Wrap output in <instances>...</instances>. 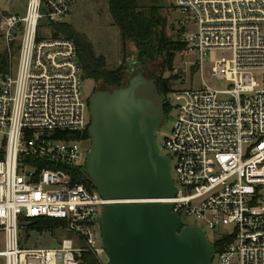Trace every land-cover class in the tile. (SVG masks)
Returning a JSON list of instances; mask_svg holds the SVG:
<instances>
[{"label": "built area", "instance_id": "built-area-1", "mask_svg": "<svg viewBox=\"0 0 264 264\" xmlns=\"http://www.w3.org/2000/svg\"><path fill=\"white\" fill-rule=\"evenodd\" d=\"M77 1L28 0L23 13L0 17L10 58L0 70V264H82L86 250L109 264L97 219L108 203L136 201L107 199L76 179L88 177L90 104L77 43L55 36L53 23L67 21ZM174 7L183 14L178 40L199 56L196 73L203 77L209 51L222 50L211 75L225 84L172 86L177 117L164 145L178 191L167 201L183 224L202 227L188 216L219 229L212 264H264V0ZM40 216L63 219L70 236L24 246L26 220Z\"/></svg>", "mask_w": 264, "mask_h": 264}, {"label": "water", "instance_id": "water-1", "mask_svg": "<svg viewBox=\"0 0 264 264\" xmlns=\"http://www.w3.org/2000/svg\"><path fill=\"white\" fill-rule=\"evenodd\" d=\"M158 77L137 71L127 85L89 96L91 146L85 171L107 199L102 243L109 264H212L216 245L196 224H183L167 201L178 187L171 157L156 139L167 121Z\"/></svg>", "mask_w": 264, "mask_h": 264}, {"label": "rangeland", "instance_id": "rangeland-1", "mask_svg": "<svg viewBox=\"0 0 264 264\" xmlns=\"http://www.w3.org/2000/svg\"><path fill=\"white\" fill-rule=\"evenodd\" d=\"M28 0H0V17L6 12H23L25 11ZM143 9H148L152 5L160 7V10L164 17L167 19L166 33L168 37L173 39H179L181 36V29L179 26V19L183 17V14L174 7V0H140ZM67 20L71 23L74 29L80 34V36L91 43L94 52L97 55L105 57L106 67L109 69H115L123 67L124 77L123 85L128 83V80L137 72L142 71L150 78L151 76H157L158 82L161 76L174 77L172 79V85L175 87H194L198 88L203 85L204 82L222 87L225 82L217 79L211 75V67L216 59L224 55L222 50H211L208 55L204 57V74L201 76L200 72L196 73V67L191 63L194 60H198L199 56L185 49L179 51L174 59L172 68H166L162 61L158 60L150 65H145L138 60V50L133 41L124 42L121 36L119 27L115 24L112 14L109 9L108 0H79L77 1L71 13L68 15ZM6 52L5 40L0 33V53ZM19 52L15 48L12 61L16 66L18 63ZM121 86V87H122ZM112 90L113 86H110L104 82V80L96 81L93 78L85 76L83 78V91L84 95L89 99V96L97 90ZM167 99L170 102L172 108L167 114V121L159 126L156 139L160 150L166 154L168 150L164 145V141L170 135L174 122L177 117V109L175 107V98L172 94V90L168 93ZM91 145V143H90ZM183 220L186 223H198L206 231L209 239L215 242L216 237L219 234V229H213L205 225L202 221L194 217H184ZM29 223V220H26ZM28 227L24 229L27 230ZM23 231V234L25 232ZM31 236L26 240L24 246H36V247H52L57 246L58 242L65 236H70L64 227H60L54 232L40 231L38 229H32L30 231ZM5 248L4 234L0 233V249ZM104 260H108V256L105 253L103 255ZM4 259L1 260V264H4ZM57 264H63L62 261H58Z\"/></svg>", "mask_w": 264, "mask_h": 264}, {"label": "trees", "instance_id": "trees-1", "mask_svg": "<svg viewBox=\"0 0 264 264\" xmlns=\"http://www.w3.org/2000/svg\"><path fill=\"white\" fill-rule=\"evenodd\" d=\"M109 9L115 24L119 27L124 42L133 41L138 50V60L145 65H150L158 60L162 61L166 68H172L177 53L185 49L186 44L178 39L168 37L166 33L167 19L163 16L160 7L152 5L143 9L140 0H108ZM55 36L73 38L78 46V55L85 76L96 81L104 82L114 88L123 85V67L109 69L106 67L105 57L97 55L90 42L82 38L68 21L53 23ZM10 63L9 55L6 52L0 54V70H8ZM174 77L159 78V89L166 95L172 90V79ZM171 105L166 99L164 110L168 114ZM84 136L89 138V130H85ZM77 180L83 181L94 187L92 181L86 176H78ZM65 221L58 217H34L29 219L27 230L23 234V244L29 238L32 229L54 232L64 227ZM218 246V245H217ZM82 264H102L96 254L90 250L83 253Z\"/></svg>", "mask_w": 264, "mask_h": 264}, {"label": "crops", "instance_id": "crops-1", "mask_svg": "<svg viewBox=\"0 0 264 264\" xmlns=\"http://www.w3.org/2000/svg\"><path fill=\"white\" fill-rule=\"evenodd\" d=\"M24 12V11H23ZM23 12H17V13H23ZM68 21V20H67ZM1 54V53H0Z\"/></svg>", "mask_w": 264, "mask_h": 264}, {"label": "flooded vegetation", "instance_id": "flooded-vegetation-1", "mask_svg": "<svg viewBox=\"0 0 264 264\" xmlns=\"http://www.w3.org/2000/svg\"><path fill=\"white\" fill-rule=\"evenodd\" d=\"M147 76V75H146ZM148 77V76H147Z\"/></svg>", "mask_w": 264, "mask_h": 264}]
</instances>
